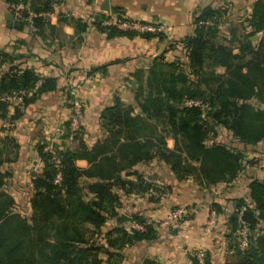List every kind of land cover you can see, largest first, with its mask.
<instances>
[{
	"label": "trees",
	"instance_id": "trees-1",
	"mask_svg": "<svg viewBox=\"0 0 264 264\" xmlns=\"http://www.w3.org/2000/svg\"><path fill=\"white\" fill-rule=\"evenodd\" d=\"M5 1L9 5L23 3L36 14L51 13L57 2ZM220 17L221 10L209 6L199 10L193 33L180 43L187 50L182 61L169 63L161 56L147 74L144 70L134 74L135 99L142 117L120 100L103 111L104 127L123 158H131L127 163H115L114 157L107 156L97 161L110 148L100 146L95 152L98 156H94L80 143L77 149L65 145L57 148L61 161L58 170L51 155L44 152L45 144L40 145L38 152L44 171L33 175L31 181V217L21 215L16 210L15 200L3 191L6 175L0 171V264H104L102 254L107 256V262L118 264L123 259L120 251L126 245L154 241L151 225L146 232L115 228L106 234V246L98 241L101 228L108 219L118 216L121 207L115 189L125 194L145 195L153 188L134 171L138 163L157 159L168 165L178 180L191 177L203 187L230 183L238 177L244 169V152L217 141L218 129L230 131L245 147L264 141V108H261L264 105V37L257 45L250 40L258 33L264 34V2L254 3L252 14L244 23L245 33L238 37L233 31L232 40L227 44L220 42ZM104 19L96 18L94 25L109 38L138 36L134 31L117 26H103ZM208 20H214V25L201 24ZM72 22L80 35L85 32L86 23L75 19ZM34 25L39 35L46 29H54L42 18H36ZM139 36L164 39L162 33ZM16 61L17 55L0 49V118L4 119L8 117L11 99L26 93L24 105L30 94L35 97L55 90L54 79H41L32 69L21 70ZM218 69H223V73L217 72ZM187 100L200 101L207 108L186 107ZM21 106L16 107V113ZM68 127L69 124L62 140L68 137ZM80 135L81 131L74 142L80 141ZM168 138L175 141L173 149L167 147ZM81 158L94 162L93 170L81 171L76 166ZM2 164L0 146V167ZM59 171L62 180L56 183ZM131 175L137 176L136 182L127 180ZM83 177L97 179L89 186L94 198L87 201L79 187ZM245 201H239L229 218L231 238L237 229L238 211ZM213 207L218 214L222 212L219 206ZM244 219L249 225L250 243L244 251L234 243L236 259L232 264H264V228H261L264 183H251ZM135 220L144 223L139 217ZM145 264L157 263L146 261ZM207 264H211L208 257Z\"/></svg>",
	"mask_w": 264,
	"mask_h": 264
},
{
	"label": "crops",
	"instance_id": "crops-1",
	"mask_svg": "<svg viewBox=\"0 0 264 264\" xmlns=\"http://www.w3.org/2000/svg\"><path fill=\"white\" fill-rule=\"evenodd\" d=\"M27 1L31 3L34 0ZM54 1L57 2L53 4L49 18L54 29H46L43 35H39L17 19H14L13 26H9L8 16L13 14L7 2L0 0V49L17 55L16 64L21 70L32 69L41 79L56 81L55 90L35 97L30 94L28 102L20 105L18 113L15 110L19 105L11 102L8 117L0 118V146L3 151L0 171L6 175L3 191L15 200L16 210L19 211L20 207L26 209L29 217L32 215L33 197L31 177L44 171L38 152L40 145L56 149L65 145L77 149L83 143L87 152L94 156H98L96 149L104 145L110 149L97 161L107 156L114 157L115 163H127L131 158H123L104 127L103 111L120 100L124 106L132 108L135 115L142 117L135 99L137 84L134 74L138 70L147 74L161 56L169 63L182 61L187 50L180 43L193 33L195 17L205 7L221 10V43L227 44L232 40L233 31L238 37L242 36L244 23L250 18L257 0H108L109 12L102 9L107 0ZM98 17L105 18L101 22L103 26H107L105 22L108 20L113 24L119 20L158 24L165 29L162 33L164 39H146L139 35L109 38L94 25L93 20ZM73 19L87 24L81 35ZM263 37V33H258L250 40L257 45ZM223 71L217 70L219 73ZM76 100L82 111L80 141L67 144L62 137L72 116V103ZM217 141L227 147H236L245 155L244 169L230 183L203 187L191 177L178 180L168 165L155 159L150 163H138L133 168L153 186L147 194H125L115 189L121 207L118 216L108 219L101 228L98 241L106 246L105 236L115 228L132 232L136 217L148 221L156 237L151 242L126 245L120 251L123 259L118 264H145L146 261L193 264L190 252L194 249L204 250L211 264H232L235 261L232 248L235 238L230 237L232 226L229 218L240 200H249L251 183H264V141L257 146L245 147L223 128L218 129ZM166 142L169 149L174 148L172 138ZM76 166L81 171H90L94 162L81 158L76 161ZM127 180L136 182L137 176L131 175ZM96 181L93 177L80 179L79 187L86 201L94 198L89 186ZM151 191L159 192L161 196L155 197ZM214 205L219 206L222 212L218 214L216 224L209 227ZM178 207L189 208L188 218L171 229L161 226L165 215ZM122 216L129 221L121 222ZM100 257L104 264H112L107 262L105 254Z\"/></svg>",
	"mask_w": 264,
	"mask_h": 264
},
{
	"label": "built area",
	"instance_id": "built-area-1",
	"mask_svg": "<svg viewBox=\"0 0 264 264\" xmlns=\"http://www.w3.org/2000/svg\"><path fill=\"white\" fill-rule=\"evenodd\" d=\"M264 2V0H263ZM9 9L12 12L14 19L20 20L25 22L33 31H37L34 25V20L36 18H42L44 21L49 22L50 14L51 13H40L36 14L32 11L28 6L24 5L23 3L12 4L9 5ZM95 22V20H93ZM107 26H117L120 29L134 31L138 35L144 33H153L159 34L164 32V27L158 24H147V23H139V22H130L127 20H119L115 24L112 21L108 20L105 22ZM206 26L214 25V20H208L204 23H201ZM76 95L75 93H73ZM23 95L12 99L11 102H14L16 105H23L24 103V96ZM184 105L186 107H201L202 109H206L207 105H204L200 101L195 100H187L185 101ZM81 105L79 101H74L72 103V116L69 121V134L66 139L67 144H71L74 142L76 135L81 131ZM44 152L48 153L52 157V161L56 167V169H61V161L60 158L57 156V149L53 146L46 145L44 146ZM34 177H31V181ZM62 180V174L59 171L56 176V183H60ZM151 194L155 197L161 196V193L156 191H151ZM246 204V205H245ZM237 214V229L234 233L235 243L238 245L239 250L244 251L248 248L250 243V229L249 225L244 219V215L247 211V201H245ZM188 215V211L186 207H178L171 211H169L165 217L161 220V226L171 229L177 224H179L186 216ZM218 217V213L216 210H211L210 219L208 222L209 227H213L216 224V219ZM150 223L145 221L144 223L133 222L132 224V231L137 232H146L147 227ZM191 257L193 258V264H207V253L202 249H194L190 252Z\"/></svg>",
	"mask_w": 264,
	"mask_h": 264
},
{
	"label": "water",
	"instance_id": "water-1",
	"mask_svg": "<svg viewBox=\"0 0 264 264\" xmlns=\"http://www.w3.org/2000/svg\"><path fill=\"white\" fill-rule=\"evenodd\" d=\"M102 9L104 11H107V12L110 11V3H109L108 0L103 3ZM8 21H9V26H13V24H14V16L13 15H9L8 16ZM124 221H129V219H127L124 216H122L121 217V222H124Z\"/></svg>",
	"mask_w": 264,
	"mask_h": 264
},
{
	"label": "rangeland",
	"instance_id": "rangeland-1",
	"mask_svg": "<svg viewBox=\"0 0 264 264\" xmlns=\"http://www.w3.org/2000/svg\"><path fill=\"white\" fill-rule=\"evenodd\" d=\"M8 6H9V4H8ZM220 23V22H219ZM225 23V22H224ZM223 24V23H222ZM224 26H226V25H222V27H224ZM165 30V29H164ZM220 40H221V38H220ZM223 42H224V40H223ZM188 207H187V211H188ZM20 212H21V215H23L24 217H29V216H27V211H26V209H24V208H22V207H20L19 209H18ZM18 211V212H19ZM188 213H189V211H188ZM187 217V216H186ZM185 217V218H186Z\"/></svg>",
	"mask_w": 264,
	"mask_h": 264
}]
</instances>
